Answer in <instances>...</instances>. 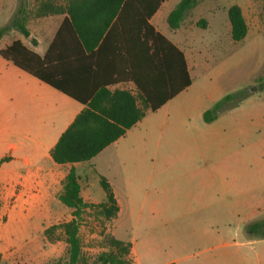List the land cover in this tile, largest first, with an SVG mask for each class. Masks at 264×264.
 Masks as SVG:
<instances>
[{
	"label": "rangeland",
	"instance_id": "rangeland-1",
	"mask_svg": "<svg viewBox=\"0 0 264 264\" xmlns=\"http://www.w3.org/2000/svg\"><path fill=\"white\" fill-rule=\"evenodd\" d=\"M178 1L167 0L165 6ZM231 4L241 7L248 26L238 41L230 36ZM6 15L5 4L0 19ZM160 29L188 43L192 83L168 104L146 111L115 145L89 161L118 194L121 211L106 220L96 208L83 210L77 264H94L107 250L103 233L132 241L137 255L130 256V264L171 259L239 264V250L251 252L244 241L260 237L247 226L264 218V0H197L179 27ZM48 36L35 49H44ZM227 93L232 99L205 122L204 110ZM14 140L0 136V150ZM88 164L77 163L87 176L81 195H89L86 202H101L100 174ZM63 181L55 178L40 191L31 186L21 200L16 198L20 185L0 184V264H65L61 229L52 230L53 240L45 234L50 225L71 218V208L57 198Z\"/></svg>",
	"mask_w": 264,
	"mask_h": 264
},
{
	"label": "trees",
	"instance_id": "trees-1",
	"mask_svg": "<svg viewBox=\"0 0 264 264\" xmlns=\"http://www.w3.org/2000/svg\"><path fill=\"white\" fill-rule=\"evenodd\" d=\"M163 1L66 0L64 4H59L41 0L37 12L65 13L45 53L38 55L19 39L0 49L4 59L83 104L50 150L55 163L89 161L139 121L146 109L155 110L190 84L182 51L149 22ZM196 3L197 0H179L166 17L168 26L177 28L186 12ZM122 12H126L129 18L131 39L115 42L114 66L107 79L96 71L92 72L91 68L98 69V53L106 46L110 48L112 29L109 24L113 17L118 18ZM94 13H100L102 17L92 22ZM227 17L231 38L235 41L242 39L248 26L241 7L231 4ZM25 19L26 0H17L9 20L0 26V38L11 29L29 36ZM199 21L204 26L205 20L201 18ZM31 43H36L34 38H31ZM119 81L132 82L136 92L107 88V85ZM261 89L264 90V81ZM232 97V93H227L215 101L204 110L203 120H214L221 106ZM7 159L8 156L0 157V165ZM99 183L105 199L97 203L86 202L80 195L79 176L74 167H70L64 176L57 198L71 208V218L50 225L45 229V234L53 240L52 230L61 229L68 248L65 264H77L80 259L79 226L85 208H96L106 220L117 215L119 207L109 182L99 175ZM247 229L251 234L264 236V218L250 223ZM103 241L107 250L96 256L94 264H130L129 241L111 233H103Z\"/></svg>",
	"mask_w": 264,
	"mask_h": 264
},
{
	"label": "crops",
	"instance_id": "crops-1",
	"mask_svg": "<svg viewBox=\"0 0 264 264\" xmlns=\"http://www.w3.org/2000/svg\"><path fill=\"white\" fill-rule=\"evenodd\" d=\"M40 1L41 0H36L37 3L34 4L33 0H26L25 27L29 31V36H24V38H21V34L16 32L18 30L11 29L0 38V49L10 44L13 40L19 39L27 48L35 51L38 55H43L45 53L65 13H52L48 11L47 13L37 12ZM166 1L167 0H164L160 4V6L150 17L149 22L155 30L162 33L182 51L191 84L193 80L194 67L193 54L188 43L184 42V40H182V38L176 34H172V37L169 38L160 29V27L164 28L165 25H167V21H165V24H163L162 20L166 19L170 10L175 6L174 5L173 7L166 8ZM64 3L65 2L59 4ZM5 4L7 15L4 19H0V24L2 25L9 20L10 16L14 12L17 5V0H10L8 3L4 2V0H0V14ZM33 8L35 11L33 12L32 10L31 13V9ZM95 14L97 13H94L92 16V22H95L97 19L102 17L100 13L97 15ZM182 22L183 20L180 22V25ZM109 28L112 29V34L109 38L111 42L110 48L109 46H106V48L102 49L98 53L96 58L98 69H95L94 67L91 68L92 72L96 71L98 75H103L107 79L110 78L107 76V74L111 72V67L114 66V57L116 55L114 46L115 42L120 39H131L129 18L127 17L126 12H122L120 15H118V18H116V16L113 17L109 24ZM48 34L49 36L46 38V47L40 51L35 49L40 43L41 38H45ZM31 38L35 39V44L31 43ZM88 69L89 68H87V71H90V69ZM107 88L109 90L118 88L130 89L134 92L136 91L135 86L130 81L111 83L107 85ZM184 89H182L180 92H182ZM177 94L172 98L176 97ZM172 98L168 99L162 105L168 104ZM139 105L142 106L140 103ZM162 105H160L158 108H160ZM82 107L83 104H81L79 101L69 97L63 92L21 70L11 61L4 59L0 55V136H10L12 138H17V140H14L13 142H8L7 145L0 150V157L8 156V159L3 161L0 165V184L20 185L22 189L16 196L18 200L23 198L26 189L30 188L31 186H39L40 191L46 185H52L55 181V178H64L70 167H74L79 176L81 195L82 179L83 181H86L87 176H82L78 172V162L52 164L47 161L48 159H51L50 150L55 144L59 135L73 120L75 115L82 109ZM146 111L151 110L146 109L145 113ZM129 129H127L124 134L128 133L130 131ZM121 137L104 147L100 153H104V151H107L110 147L115 145V143L119 141ZM91 159L89 161H91ZM89 161L82 162H88L91 171H97L95 165ZM98 173L103 175L100 172ZM113 194L116 197L119 207L117 212L118 215V213L121 211V203L115 190ZM128 195L129 193H127V196H125V200H127L126 198H128ZM82 198L84 201H89L88 194L86 197ZM129 242L131 243L129 257L136 256L137 254L135 253L134 244L132 241ZM243 244H246V246L251 249V252L239 250V264H264V236L246 240ZM137 261H139L138 256ZM168 262L176 263L177 261L175 259H171L161 264ZM131 264L133 263L131 262Z\"/></svg>",
	"mask_w": 264,
	"mask_h": 264
}]
</instances>
